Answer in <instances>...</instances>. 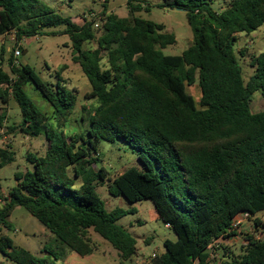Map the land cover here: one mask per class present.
I'll use <instances>...</instances> for the list:
<instances>
[{"label": "trees", "instance_id": "1", "mask_svg": "<svg viewBox=\"0 0 264 264\" xmlns=\"http://www.w3.org/2000/svg\"><path fill=\"white\" fill-rule=\"evenodd\" d=\"M106 20L79 25L43 0H0V37L14 36L16 45L46 35H67L72 60L79 64L92 90L81 107L84 129L68 135L79 92L46 83L14 50L9 71L0 62V103L16 101L22 122L7 125L0 109V130L19 131L47 142L42 156L29 154L33 170L16 173V186L0 206V230L20 207L56 236L62 246L82 256L95 252L90 232L108 241L123 260L137 254V241L118 221L133 210L109 211L98 192L107 183L113 197L135 204L151 201L165 225L177 236L164 241L165 252L150 264H264V238L246 235L245 253L232 257L223 242L238 237L236 219L256 218L264 211V111L253 113L256 93L264 98V53L252 56L248 81L235 53L241 35L264 25V0H163L158 8L184 10L194 42L181 56L164 54L177 43L163 24L137 16L143 6L127 0L128 16L107 14L112 0H103ZM95 42L97 48L84 49ZM14 49V48H13ZM5 53V51H3ZM7 52V51H6ZM246 56V48L240 50ZM65 68H62L64 70ZM60 74V73H59ZM32 83L54 111L42 112L25 88ZM199 85L200 108L188 93ZM124 141L140 166L110 178L98 146ZM15 153L0 148V169ZM0 250L15 264H59L55 252L41 258L0 235ZM216 252V253H215Z\"/></svg>", "mask_w": 264, "mask_h": 264}, {"label": "rangeland", "instance_id": "2", "mask_svg": "<svg viewBox=\"0 0 264 264\" xmlns=\"http://www.w3.org/2000/svg\"><path fill=\"white\" fill-rule=\"evenodd\" d=\"M43 1L59 14L71 18L73 22L79 25H84L87 21L90 22L93 19L96 20V23L101 22L102 25L107 17L103 15L105 12L103 0ZM136 1L144 7H150L137 13L138 17L163 24L167 33L176 36L177 43L165 49L164 54L181 56L192 45L194 42L193 32L188 24L185 12L158 8L156 5L162 3L163 0ZM223 1L225 3L227 0H220L221 3ZM128 11L127 0H112L107 14H115L120 18H124L128 16ZM12 47L13 43L10 37H0V62L4 58L3 66L6 71H9L8 62L12 56L9 48ZM21 47V55L16 56L20 64L29 65L46 83L54 88L60 83L70 90L75 89L79 92L77 111L72 121L67 124L65 132L70 135L84 129L80 119L81 107L86 105L93 109L97 106L98 101H85V95L92 90V87L81 66L72 60L73 48L70 37L67 35H46L26 39L21 43ZM88 48L95 49L97 45L95 42L86 44L84 49ZM245 48L246 56L241 57L238 52ZM235 53L243 68L245 80L248 81L254 74V69L250 65L252 56L264 53V25L250 35H241L235 45ZM62 68L65 69L62 70ZM187 88L188 93L200 108L201 90L198 83ZM25 90L39 110L49 115L53 113L54 109L51 104L45 100L41 92L32 83H29ZM0 109L7 113V125L12 126L15 123L22 122L21 109L16 101L11 100L8 105L0 103ZM251 109L253 113L264 111V98L260 93L255 94ZM8 147L10 151L15 153V161L0 169L1 207H4L9 191L17 184L16 173H26L28 170H33V165L27 159L28 155H44L47 150V142L44 137L31 138L19 131L11 133L6 129L0 130V148L6 149ZM98 150L102 155V162L96 165V170H98V167L104 166L110 172L111 179L121 175L130 167L140 166V161L134 150L124 141L115 143L102 141L98 146ZM98 192L106 202L109 211L117 208L134 211L118 221V225L127 229L137 241V254L132 260H123L119 252L108 241L93 231L90 232V236L95 252L91 256L82 257L62 246L55 235L48 231L36 218L32 217L28 211L20 207L13 211L8 219L9 227H2L0 235L10 237L14 241L16 249H26L41 258L49 257L44 251V248H47V250L59 255L62 259L59 264H150L153 256H161L165 252V240L173 242L177 240L175 232L159 219L151 201L145 200L131 204L124 197H113L108 192L107 183L104 186L99 185ZM256 218L264 222V211L257 214ZM239 225L238 234L240 235L222 243L223 246L232 251L231 258L233 259L245 253L244 238H246V235L264 238V229L257 228L254 219L240 218ZM223 252V250H220L217 252L218 254L213 255L215 264L219 262ZM0 264L15 263L10 261L0 250Z\"/></svg>", "mask_w": 264, "mask_h": 264}, {"label": "built area", "instance_id": "3", "mask_svg": "<svg viewBox=\"0 0 264 264\" xmlns=\"http://www.w3.org/2000/svg\"><path fill=\"white\" fill-rule=\"evenodd\" d=\"M100 25H101V22L96 23V24H95V28H96V29H99V28H100ZM9 37H10V40L12 41V43H13V47H12V48H9V50H14L15 55H16V56H20V55H21V50L19 49V48H20L19 45H18V46L16 45V41H15L14 36L11 35V36H9ZM13 48H14V49H13ZM240 218H248V219H249V217H248L247 214H244V215L239 216V217L236 219V222H235V224H234V226H235L236 228H238V227L240 226V225H239V219H240Z\"/></svg>", "mask_w": 264, "mask_h": 264}, {"label": "water", "instance_id": "4", "mask_svg": "<svg viewBox=\"0 0 264 264\" xmlns=\"http://www.w3.org/2000/svg\"><path fill=\"white\" fill-rule=\"evenodd\" d=\"M178 11L184 12V10L178 9Z\"/></svg>", "mask_w": 264, "mask_h": 264}]
</instances>
